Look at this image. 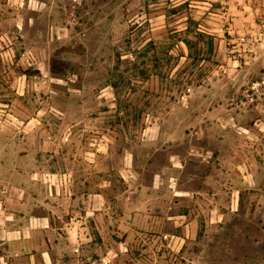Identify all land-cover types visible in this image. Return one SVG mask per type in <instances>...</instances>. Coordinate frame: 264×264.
I'll return each instance as SVG.
<instances>
[{"label":"rangeland","instance_id":"obj_1","mask_svg":"<svg viewBox=\"0 0 264 264\" xmlns=\"http://www.w3.org/2000/svg\"><path fill=\"white\" fill-rule=\"evenodd\" d=\"M243 41L252 48L239 52L233 46ZM240 99L244 109L229 115L264 133V0H0V102L8 103L0 118L9 129L35 119L37 149L108 145L113 173L102 172V182L122 186L125 150L140 151L152 124L181 135L165 142L181 154L200 147L202 173L203 149L215 144L193 138L211 129L202 117ZM189 163L188 171L198 168ZM196 209L198 236L157 264H264L263 203L249 196L217 224ZM136 257L118 252L114 264Z\"/></svg>","mask_w":264,"mask_h":264},{"label":"crops","instance_id":"obj_2","mask_svg":"<svg viewBox=\"0 0 264 264\" xmlns=\"http://www.w3.org/2000/svg\"><path fill=\"white\" fill-rule=\"evenodd\" d=\"M233 47L252 48L244 41ZM238 57L237 62L244 60ZM244 104L240 99L206 110L202 118L211 129L193 137L215 143L214 149H203L202 173L200 147L189 145L188 157L174 150L177 144L165 145L181 135L173 139L155 124L148 126L142 149L125 150L119 187L110 177L101 180L102 172L113 173L111 163L105 164L108 145L102 149L94 140L89 151L37 149L42 140L35 119H16L9 129L0 118V262L114 264L118 252L131 251L137 256L133 263L157 264L165 252L179 254L198 236L191 228L196 208L217 224L249 196L264 204V133L251 134L228 113H239ZM215 128L219 134L211 131ZM189 160L198 168L188 171Z\"/></svg>","mask_w":264,"mask_h":264},{"label":"trees","instance_id":"obj_3","mask_svg":"<svg viewBox=\"0 0 264 264\" xmlns=\"http://www.w3.org/2000/svg\"><path fill=\"white\" fill-rule=\"evenodd\" d=\"M187 44V43H186Z\"/></svg>","mask_w":264,"mask_h":264}]
</instances>
